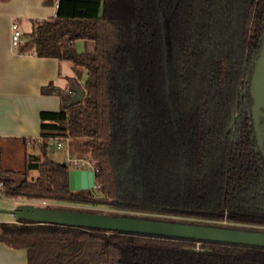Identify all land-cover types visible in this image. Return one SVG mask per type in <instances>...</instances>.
Returning a JSON list of instances; mask_svg holds the SVG:
<instances>
[{
    "label": "trees",
    "instance_id": "trees-1",
    "mask_svg": "<svg viewBox=\"0 0 264 264\" xmlns=\"http://www.w3.org/2000/svg\"><path fill=\"white\" fill-rule=\"evenodd\" d=\"M78 39L95 48L78 50ZM29 40L38 56L86 68V95L69 103L42 88L63 102L41 111V154L14 169L0 151L6 196L101 202L90 188L72 190L71 166L47 154L49 137H85L97 189L142 212L120 215L264 231L213 221L264 224V105L256 119L252 84L264 0H59ZM0 241L26 249L28 264H264V246L25 218L1 221Z\"/></svg>",
    "mask_w": 264,
    "mask_h": 264
},
{
    "label": "crops",
    "instance_id": "crops-1",
    "mask_svg": "<svg viewBox=\"0 0 264 264\" xmlns=\"http://www.w3.org/2000/svg\"><path fill=\"white\" fill-rule=\"evenodd\" d=\"M58 4L59 0H0V142L22 143L24 162L27 154H36L29 149L35 150L41 141V111L58 110L63 102L58 92H44L42 88L51 85L69 102L86 95V68L78 74L72 61L38 56L30 44L34 22L54 17ZM14 20L20 23L25 37L17 47L11 41ZM80 41L92 45L91 50L95 48L94 40L78 39L76 45ZM36 171L31 169L30 173ZM0 264H28L27 250L0 241Z\"/></svg>",
    "mask_w": 264,
    "mask_h": 264
},
{
    "label": "water",
    "instance_id": "water-1",
    "mask_svg": "<svg viewBox=\"0 0 264 264\" xmlns=\"http://www.w3.org/2000/svg\"><path fill=\"white\" fill-rule=\"evenodd\" d=\"M252 84L255 96L253 109L257 119L259 113H262L260 107L264 105V42L254 69ZM69 176V185L72 190L95 186L96 177L93 169L73 168ZM0 212L10 213L18 219L25 218L39 223L264 246V231L250 229L106 214L33 203H18L11 207H0Z\"/></svg>",
    "mask_w": 264,
    "mask_h": 264
},
{
    "label": "rangeland",
    "instance_id": "rangeland-1",
    "mask_svg": "<svg viewBox=\"0 0 264 264\" xmlns=\"http://www.w3.org/2000/svg\"><path fill=\"white\" fill-rule=\"evenodd\" d=\"M92 47V45H91ZM88 44L85 46V43L83 41H80L77 44L78 50H91L92 48ZM84 79L86 77H83ZM126 93L128 95V98L133 101V88L128 85L126 88ZM84 97H76L77 100H83ZM74 101H71L69 103H73ZM131 124H135L134 115H132V118L130 119ZM69 139V140H68ZM63 138L62 137V145L57 146L55 143L47 144V154L50 158L58 161V162H64L68 163L71 168H88V169H94V161L91 159V152L90 147L87 146L84 143L85 137L81 138ZM30 146H33V144ZM37 148L35 150L33 148H30V151H35L36 154H41V141L35 144ZM0 151H1V161L2 164L6 167H12L16 169H20L23 167L24 159L23 155L25 153V149L23 148L22 143L18 142H8V141H2L0 142ZM90 160V161H89ZM89 161V162H88ZM133 167V165H132ZM38 176V171L36 173H30L29 172V178L34 179ZM18 177V176H16ZM136 174L134 176V180H136ZM96 184V183H95ZM98 186H94L90 188L92 190L93 196L98 198L101 202L99 203H76L71 201H65V200H55V199H46V198H28V197H14L10 198L5 195L4 189L0 192V207H8V206H14L18 203H33L36 205H43L48 207H56V208H74V209H85L87 211H95L98 213H106V214H125V213H136L140 214L142 212L131 210L127 208H121L117 207L114 204H111L109 199H107V196L104 195L102 192H100L97 189ZM105 202H103V201ZM172 217H180L177 215H167ZM0 218L1 219H8L11 222H17L18 218L10 213L6 212H0ZM200 245V243H198Z\"/></svg>",
    "mask_w": 264,
    "mask_h": 264
},
{
    "label": "built area",
    "instance_id": "built-area-1",
    "mask_svg": "<svg viewBox=\"0 0 264 264\" xmlns=\"http://www.w3.org/2000/svg\"><path fill=\"white\" fill-rule=\"evenodd\" d=\"M11 27H12V35H11L12 45L14 47L20 46L21 44H23L25 42V37L23 35V30L21 28V25H20V23L17 20H14L12 22ZM61 139H62V137L52 136V137H49L48 140L45 143L46 144L55 143V145L61 146L62 143H63ZM93 170L95 172V168ZM95 183H96V181H95ZM4 187H5L4 186V181L0 180V192L4 189Z\"/></svg>",
    "mask_w": 264,
    "mask_h": 264
},
{
    "label": "flooded vegetation",
    "instance_id": "flooded-vegetation-1",
    "mask_svg": "<svg viewBox=\"0 0 264 264\" xmlns=\"http://www.w3.org/2000/svg\"><path fill=\"white\" fill-rule=\"evenodd\" d=\"M257 139L261 140V142L264 143V121H260V127L257 129ZM213 221L230 224V225H236V226H256V227L264 228V224H253L250 222L236 221L233 219H228L227 217L224 219H213ZM232 228H235V227H232Z\"/></svg>",
    "mask_w": 264,
    "mask_h": 264
}]
</instances>
